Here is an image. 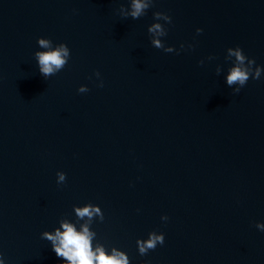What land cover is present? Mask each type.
Wrapping results in <instances>:
<instances>
[{
  "label": "water",
  "instance_id": "95a60500",
  "mask_svg": "<svg viewBox=\"0 0 264 264\" xmlns=\"http://www.w3.org/2000/svg\"><path fill=\"white\" fill-rule=\"evenodd\" d=\"M139 2L0 0V264H264V0Z\"/></svg>",
  "mask_w": 264,
  "mask_h": 264
},
{
  "label": "clouds",
  "instance_id": "9594fccd",
  "mask_svg": "<svg viewBox=\"0 0 264 264\" xmlns=\"http://www.w3.org/2000/svg\"><path fill=\"white\" fill-rule=\"evenodd\" d=\"M133 7L135 11L132 15L138 16L142 10V8L146 7L139 2V0H134ZM159 28V25L154 26L153 29L150 31H154ZM198 32L202 31V29H197ZM157 46H159V42H155ZM41 46L47 47L48 44L44 40H40ZM231 52L232 50L229 49ZM236 56L237 61L240 64L244 61V56L241 54L239 48L232 53ZM68 55V49L61 45L60 48L45 52V53H38V62L41 66L40 70L44 75H49L53 73L55 69L61 68L65 64V60L62 58ZM251 63V61H250ZM249 79V74L246 69H242L241 67L237 66L231 70L230 75L227 78V82L229 85L238 82L241 85H244L246 81ZM253 79H259V70H257ZM102 86V85H101ZM84 89H81L83 91ZM239 90H237V93ZM60 179L63 180V175L60 176ZM78 214L83 215H91L87 208L83 209L82 211L78 210ZM65 231L63 233H57V237H59L60 246L54 247V251L58 256H66L69 260L73 261V264H93V260L96 261V264H127V258L123 257L121 259H116L115 256L113 257H106L102 252L98 256H94L90 249L89 240L87 235L78 234L74 231V229L65 224L63 225ZM85 233L87 229L84 230ZM48 239L55 241L57 237H53L45 233ZM157 242L159 244H163L164 242V235L161 234L159 236L152 235L149 240L146 242L141 243L137 241L138 245H140V253L143 255L146 252V249H154L156 247Z\"/></svg>",
  "mask_w": 264,
  "mask_h": 264
}]
</instances>
